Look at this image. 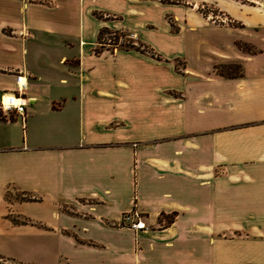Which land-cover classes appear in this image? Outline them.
<instances>
[{"label": "crops", "instance_id": "1", "mask_svg": "<svg viewBox=\"0 0 264 264\" xmlns=\"http://www.w3.org/2000/svg\"><path fill=\"white\" fill-rule=\"evenodd\" d=\"M102 27L161 58L96 52ZM16 70L0 264H264V0H0V103Z\"/></svg>", "mask_w": 264, "mask_h": 264}, {"label": "built area", "instance_id": "2", "mask_svg": "<svg viewBox=\"0 0 264 264\" xmlns=\"http://www.w3.org/2000/svg\"><path fill=\"white\" fill-rule=\"evenodd\" d=\"M129 38H136L134 33L130 32ZM16 88L5 94V99L0 103V109L3 112L18 113L22 116L25 111L26 98L24 89L26 87V77L21 70L15 71ZM121 221L127 223L133 230H140L145 227V223L140 220L139 213L136 211L126 212L122 215ZM0 262L7 263L0 259Z\"/></svg>", "mask_w": 264, "mask_h": 264}, {"label": "rangeland", "instance_id": "3", "mask_svg": "<svg viewBox=\"0 0 264 264\" xmlns=\"http://www.w3.org/2000/svg\"><path fill=\"white\" fill-rule=\"evenodd\" d=\"M199 8H200L201 13L205 16L206 20L210 24H214V25L236 24L228 16H226L225 14H223L222 12H220L218 9H216L215 7H213L211 5L204 4V5L200 6ZM169 21H170V24L172 26V30L176 31L178 26L176 25L174 20L171 18V19H169ZM124 33H125V35L122 38H121L120 34L117 33V35L120 36L119 40L117 41L118 44L123 43V41L125 43L126 39H129L128 35L130 34V32L125 31ZM113 36H115L114 32L103 34V41L106 42L104 44V47H108L109 49L119 48L118 44L116 46L113 43H110L109 38H113ZM133 40H137V38H133ZM112 41H114V40L112 39ZM97 46H98V44H97ZM239 46L244 50H252L251 46H248L247 44L245 45L244 43L243 44L239 43ZM26 56L27 57L30 56L29 53ZM184 64H185V62L182 58H175L174 59V65H175V68L177 70L181 69L184 66ZM224 65H228V64H224ZM231 69H226V67L223 68V70L225 72H229V73L239 71V68L237 66L236 67L233 66Z\"/></svg>", "mask_w": 264, "mask_h": 264}, {"label": "trees", "instance_id": "4", "mask_svg": "<svg viewBox=\"0 0 264 264\" xmlns=\"http://www.w3.org/2000/svg\"><path fill=\"white\" fill-rule=\"evenodd\" d=\"M168 1L175 2L177 0H168ZM96 15H98L99 17H104L103 13H98L97 12ZM111 32H114L115 36H113V38H109L110 39V43H113L116 46L118 44L117 41L119 40V37L121 36V38H122L125 35V33H124L125 31L124 30H117V29H110L108 27H102L99 30V33H98V46L95 49L96 52L100 51L104 47V44L106 43L105 41H103V34L104 33H111ZM117 33L120 34V36L117 35ZM112 39L114 41H112ZM118 46H119V48H122V49H136V50H139L141 52H145V53L149 54L150 56H152L154 58H157V59L161 58L159 53H157L150 45H148V44H146V43H144V42H142V41H140L138 39L137 40H133L131 38L126 39L125 43L123 41V43L118 44ZM238 46H239V44H238ZM233 66L236 67L237 65H235V64L221 65L220 67H218V72L220 74L230 75V74L235 73V72H231V73L225 72L223 70V68L226 67V69H231ZM1 116H2V112H1V109H0V117ZM27 198L28 199H34V197H27ZM165 217H166V223H170L172 221V219H173L172 215H165Z\"/></svg>", "mask_w": 264, "mask_h": 264}]
</instances>
